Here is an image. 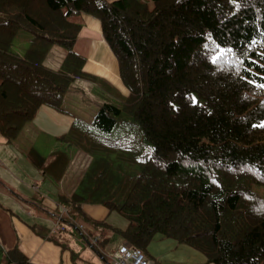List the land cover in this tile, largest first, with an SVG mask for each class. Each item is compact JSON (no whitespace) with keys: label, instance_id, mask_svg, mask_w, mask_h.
I'll return each mask as SVG.
<instances>
[{"label":"trees","instance_id":"obj_1","mask_svg":"<svg viewBox=\"0 0 264 264\" xmlns=\"http://www.w3.org/2000/svg\"><path fill=\"white\" fill-rule=\"evenodd\" d=\"M82 14L101 22L129 93L58 137L90 157L77 189L60 194L65 228L103 255L114 233L144 251L161 234L206 263L264 264V197L253 188L264 186V0H0L8 142L43 106L68 112L76 80L98 84L74 50ZM20 29L33 35L23 55L12 50ZM55 45L66 51L57 70L44 63ZM27 156L56 182L72 164L65 150ZM84 203L118 211L127 226L92 219ZM0 262L33 264L18 246H0Z\"/></svg>","mask_w":264,"mask_h":264},{"label":"crops","instance_id":"obj_2","mask_svg":"<svg viewBox=\"0 0 264 264\" xmlns=\"http://www.w3.org/2000/svg\"><path fill=\"white\" fill-rule=\"evenodd\" d=\"M14 1L19 5L25 2ZM80 20L82 28L74 50L85 57L84 70L97 76L98 84L102 88L87 80H77L71 90L78 94L88 93L91 97L87 98L86 105L95 103L99 107L107 97L115 99L117 90L124 95L129 92L121 87L124 84L120 76L119 62L104 39L101 22L89 14H82ZM65 55L66 51L55 45L47 55L45 64L57 70ZM100 65L115 73V77L96 71ZM89 88L91 90H87ZM46 108L52 109L43 106L34 120L38 114L48 113ZM64 133H57L56 139ZM12 143L0 135V246L5 250L18 246L33 264H114L111 262V255L124 244L123 237L113 234L103 255L78 230L68 227L62 232L55 231L57 218L67 213V209L60 203V194L71 195L77 189L85 167H80V163L72 158L66 175L56 182L36 168L27 154ZM53 151L52 149L50 153ZM82 208L92 219L111 223L108 220L111 210L104 205L84 203ZM74 232H78L77 240ZM92 242L95 243L96 239Z\"/></svg>","mask_w":264,"mask_h":264},{"label":"rangeland","instance_id":"obj_3","mask_svg":"<svg viewBox=\"0 0 264 264\" xmlns=\"http://www.w3.org/2000/svg\"><path fill=\"white\" fill-rule=\"evenodd\" d=\"M32 36V33L26 29H20L12 44V50L19 55H23L30 45ZM87 90L91 89L89 88ZM90 94L93 93L90 92ZM89 97H91V95L88 93H86V95L85 93L78 94L70 89L64 99V107L68 112L61 113L46 108L49 112L38 114V117L34 121L29 122L20 132L19 136L15 140H12V144L17 149L20 148V151H24L25 154H27L31 148L37 149V151L43 156H48L52 149L65 150L73 160L80 163V167L83 166L86 168V165L90 160L89 155L84 154L74 145L56 139L55 136L57 133L68 131L70 127L69 125L74 118H80L88 122L92 121L94 117L93 115H95L98 110V106L95 103L93 105H86V100ZM253 188L264 197V186L256 185L253 186ZM108 220L116 227L122 228L126 227L128 223L127 219L115 210L111 211V216ZM114 234L122 237L120 233ZM74 235L77 240L78 232H74ZM111 239L112 238L106 243V246ZM78 243L81 247L84 246L79 239ZM145 252L151 257L155 264H214L206 263L207 259L200 251L184 243H179L175 239L164 237L161 234L155 235L151 243L146 247ZM112 261L111 255V262ZM99 263L101 264V262Z\"/></svg>","mask_w":264,"mask_h":264},{"label":"built area","instance_id":"obj_4","mask_svg":"<svg viewBox=\"0 0 264 264\" xmlns=\"http://www.w3.org/2000/svg\"><path fill=\"white\" fill-rule=\"evenodd\" d=\"M80 228L84 225L80 224ZM65 227L62 224L61 217L57 218L55 223V231H64ZM114 264H154L152 260L146 255V253L137 247L131 245H120L117 250L112 254Z\"/></svg>","mask_w":264,"mask_h":264},{"label":"bare ground","instance_id":"obj_5","mask_svg":"<svg viewBox=\"0 0 264 264\" xmlns=\"http://www.w3.org/2000/svg\"><path fill=\"white\" fill-rule=\"evenodd\" d=\"M96 71L98 72H102V73H105L107 74L108 76H111V77H115V73L113 74V72H109V69H106V67H103V65H100L97 69H95ZM123 88V90L126 92L127 88L123 85L121 86Z\"/></svg>","mask_w":264,"mask_h":264},{"label":"snow or ice","instance_id":"obj_6","mask_svg":"<svg viewBox=\"0 0 264 264\" xmlns=\"http://www.w3.org/2000/svg\"><path fill=\"white\" fill-rule=\"evenodd\" d=\"M196 103H198V101H194V106H195Z\"/></svg>","mask_w":264,"mask_h":264}]
</instances>
